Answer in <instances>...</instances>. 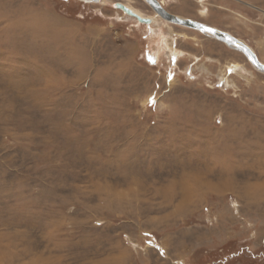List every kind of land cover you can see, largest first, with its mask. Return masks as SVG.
Wrapping results in <instances>:
<instances>
[{"label":"rangeland","instance_id":"rangeland-1","mask_svg":"<svg viewBox=\"0 0 264 264\" xmlns=\"http://www.w3.org/2000/svg\"><path fill=\"white\" fill-rule=\"evenodd\" d=\"M102 1L0 0V264H264V74ZM158 1L264 64V0Z\"/></svg>","mask_w":264,"mask_h":264},{"label":"water","instance_id":"water-1","mask_svg":"<svg viewBox=\"0 0 264 264\" xmlns=\"http://www.w3.org/2000/svg\"><path fill=\"white\" fill-rule=\"evenodd\" d=\"M82 1H88L94 3L100 2V0H82ZM143 1L154 11L155 14H157L164 21L173 25H178L184 28L198 31L201 34L205 35L206 37L217 40L225 44L228 48L242 53L256 71L264 74V64L259 60L256 52L243 41L217 28H213L206 24L171 14L162 6V4H160L158 0H143ZM115 7L116 9L127 14L129 17L137 19V21L141 24H145V25L151 24L150 19H143L139 17L137 14H135L133 11L128 9L122 3H116Z\"/></svg>","mask_w":264,"mask_h":264},{"label":"bare ground","instance_id":"bare-ground-1","mask_svg":"<svg viewBox=\"0 0 264 264\" xmlns=\"http://www.w3.org/2000/svg\"><path fill=\"white\" fill-rule=\"evenodd\" d=\"M80 2H83V3H86V4H91L92 2H88V1H82V0H78ZM103 1L100 0L99 3H102ZM123 4V3H122ZM162 4V1L161 3ZM124 6H126L128 9H130L131 11H133L135 14H137L139 17L143 18V19H150L151 20V26H154V27H158L160 24H162L163 26H168V22L164 21L163 19H161L157 14L155 15H152V16H147L146 14H144L141 10L135 8V7H132L130 4H123ZM125 14V13H124ZM206 11H201V15L202 16H206ZM127 15V14H125ZM128 16V15H127ZM137 20V19H136ZM164 22H162V21ZM166 22V23H165ZM168 23V24H167Z\"/></svg>","mask_w":264,"mask_h":264},{"label":"crops","instance_id":"crops-1","mask_svg":"<svg viewBox=\"0 0 264 264\" xmlns=\"http://www.w3.org/2000/svg\"><path fill=\"white\" fill-rule=\"evenodd\" d=\"M240 251H237L235 254H237V255H234L235 257H237V256H239L240 255ZM234 260V259H233Z\"/></svg>","mask_w":264,"mask_h":264}]
</instances>
